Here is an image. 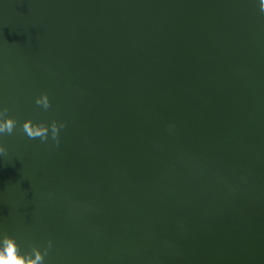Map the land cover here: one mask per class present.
<instances>
[{
	"label": "water",
	"instance_id": "95a60500",
	"mask_svg": "<svg viewBox=\"0 0 264 264\" xmlns=\"http://www.w3.org/2000/svg\"><path fill=\"white\" fill-rule=\"evenodd\" d=\"M260 3L0 0V119L18 121L0 134V248L7 235L43 264H264Z\"/></svg>",
	"mask_w": 264,
	"mask_h": 264
},
{
	"label": "clouds",
	"instance_id": "9594fccd",
	"mask_svg": "<svg viewBox=\"0 0 264 264\" xmlns=\"http://www.w3.org/2000/svg\"><path fill=\"white\" fill-rule=\"evenodd\" d=\"M260 8L261 11H264V0H261ZM36 104L43 106L44 109L51 107V102L46 93L37 98ZM8 111L9 109L4 108L0 111V117H4ZM17 123V119L10 116L5 119H0V134H12L16 129ZM60 127H63V125L58 124L55 121L51 124L53 138L58 136ZM22 131L26 133L30 139L41 138L42 140H46L49 126L45 123H34L29 119L23 123ZM6 152V147L3 144H0V154H5ZM45 251H47V249ZM33 252L34 258L32 253L27 255L20 254L16 239L5 235L3 239V247L0 248V264H43L44 254H41L38 249H33Z\"/></svg>",
	"mask_w": 264,
	"mask_h": 264
}]
</instances>
